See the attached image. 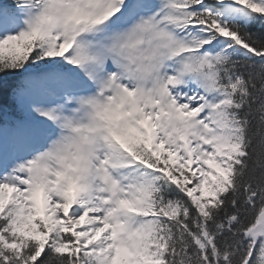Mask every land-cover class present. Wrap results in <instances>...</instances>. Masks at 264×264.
I'll return each instance as SVG.
<instances>
[{
  "label": "snow or ice",
  "instance_id": "snow-or-ice-1",
  "mask_svg": "<svg viewBox=\"0 0 264 264\" xmlns=\"http://www.w3.org/2000/svg\"><path fill=\"white\" fill-rule=\"evenodd\" d=\"M0 264H264V0H0Z\"/></svg>",
  "mask_w": 264,
  "mask_h": 264
}]
</instances>
